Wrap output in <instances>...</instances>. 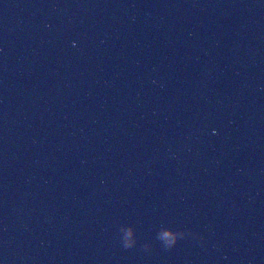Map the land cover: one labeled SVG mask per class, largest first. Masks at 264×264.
<instances>
[{
	"label": "water",
	"instance_id": "obj_1",
	"mask_svg": "<svg viewBox=\"0 0 264 264\" xmlns=\"http://www.w3.org/2000/svg\"><path fill=\"white\" fill-rule=\"evenodd\" d=\"M0 264H264V0H0Z\"/></svg>",
	"mask_w": 264,
	"mask_h": 264
}]
</instances>
